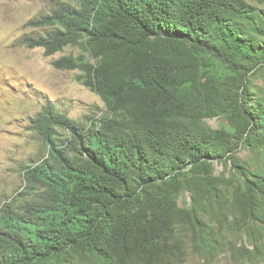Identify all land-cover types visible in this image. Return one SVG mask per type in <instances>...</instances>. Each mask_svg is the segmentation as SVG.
<instances>
[{"label":"trees","instance_id":"1","mask_svg":"<svg viewBox=\"0 0 264 264\" xmlns=\"http://www.w3.org/2000/svg\"><path fill=\"white\" fill-rule=\"evenodd\" d=\"M35 23L24 41L79 47L53 64L106 109L32 117L46 155L0 207V264L264 260V0L65 1Z\"/></svg>","mask_w":264,"mask_h":264},{"label":"rangeland","instance_id":"2","mask_svg":"<svg viewBox=\"0 0 264 264\" xmlns=\"http://www.w3.org/2000/svg\"><path fill=\"white\" fill-rule=\"evenodd\" d=\"M77 0H0V207L26 185V167L46 155L43 139L31 128V119L45 107L53 106L69 117L90 123L103 115L105 102L99 94L77 80L78 70H62L53 61L80 52L76 46L47 55L43 47H31L28 36L44 34L49 26L35 23L63 2ZM256 80L264 93V71ZM209 122L217 127L219 118ZM250 158L247 148L239 154ZM221 165L219 169H221ZM190 199V196H185ZM245 238V237H243ZM235 244L240 238L232 237ZM185 264H264V260L240 262L223 250L207 262L192 252Z\"/></svg>","mask_w":264,"mask_h":264}]
</instances>
